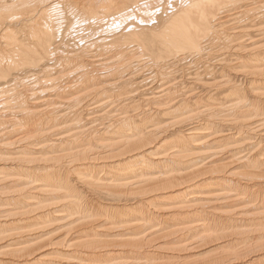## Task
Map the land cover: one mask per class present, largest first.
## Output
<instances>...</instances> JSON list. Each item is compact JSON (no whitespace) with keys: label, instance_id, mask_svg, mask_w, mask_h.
Segmentation results:
<instances>
[{"label":"bare ground","instance_id":"obj_1","mask_svg":"<svg viewBox=\"0 0 264 264\" xmlns=\"http://www.w3.org/2000/svg\"><path fill=\"white\" fill-rule=\"evenodd\" d=\"M0 264H264V0H0Z\"/></svg>","mask_w":264,"mask_h":264}]
</instances>
